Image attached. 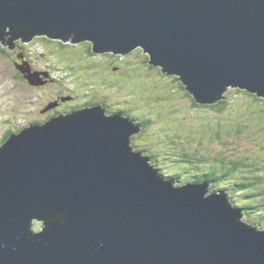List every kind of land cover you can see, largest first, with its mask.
<instances>
[{"label": "water", "instance_id": "water-1", "mask_svg": "<svg viewBox=\"0 0 264 264\" xmlns=\"http://www.w3.org/2000/svg\"><path fill=\"white\" fill-rule=\"evenodd\" d=\"M6 27L12 40L88 41L98 54L140 48L201 105L230 88L264 97V0H0L2 41ZM141 130L97 107L11 135L0 148V264H264V231L224 192L160 178L130 146Z\"/></svg>", "mask_w": 264, "mask_h": 264}, {"label": "rangeland", "instance_id": "rangeland-1", "mask_svg": "<svg viewBox=\"0 0 264 264\" xmlns=\"http://www.w3.org/2000/svg\"><path fill=\"white\" fill-rule=\"evenodd\" d=\"M42 38L43 36L30 39L19 44V47L0 43V134L4 131V126L12 127L8 123L14 126L26 125L30 122L28 120L42 123L47 117L58 113L90 110L85 106L86 103L92 102L91 109L101 107L106 116L122 112L128 113L127 117L136 118L139 122L149 119L151 124L142 130L140 135L132 138L130 146L135 152L141 151L145 157H149L151 164L162 176L167 179L175 177L179 181L175 180L177 186L184 185L182 183L187 182L188 176L195 177L196 170L200 174L199 167L195 165L200 162L202 164L203 161L199 162L198 155L209 150L215 157L214 161L207 160L210 165L222 161L226 166L229 160L244 159L251 168L241 169L242 175H248V178L264 177V99L256 100L246 94V91L233 92L227 87L225 91H229L226 93V101L229 102L225 101L226 105L222 110L224 113L211 108L195 107L184 93L175 92V89H180L178 83L164 77L157 70H149L142 64L143 60L138 62L145 55L141 52L142 49L135 50V53L129 56H92L84 47L88 42L50 43L47 40L43 43ZM38 53L39 56H36ZM24 57L35 70L37 68L41 72H53L57 81L49 75L40 81V85H31L24 80L21 77V68L26 67L21 61ZM69 58H72L71 61H68ZM33 59L50 69L43 70L34 64ZM116 66L124 68V71L112 77L105 74ZM137 73L143 75L134 79L133 76ZM50 80L53 83L48 82ZM52 101L56 107L42 113L43 108ZM201 115L211 119L214 127L200 126L201 118H204ZM220 123L223 127H215ZM134 124L137 128L142 126ZM174 141L178 146L172 147H178V150L170 146ZM181 147L196 155L190 159L196 160L195 165L182 171L177 167L172 169V152H179ZM168 152L171 155H168ZM167 156L172 158L168 159ZM188 172L190 175H186ZM263 190L264 186L258 188L256 193L260 194ZM245 191L248 192L249 189ZM211 194L212 191L208 192V195ZM238 198L242 208L246 202L257 203L261 197L253 196L246 202L242 196ZM229 203L231 205L232 202ZM245 216L249 221L252 220L247 221L248 224L257 222L254 216L260 218L253 209L242 214L244 223ZM257 227L259 230H256ZM257 227L254 228L256 231H264V225Z\"/></svg>", "mask_w": 264, "mask_h": 264}, {"label": "trees", "instance_id": "trees-1", "mask_svg": "<svg viewBox=\"0 0 264 264\" xmlns=\"http://www.w3.org/2000/svg\"><path fill=\"white\" fill-rule=\"evenodd\" d=\"M33 29L34 28H32V27H25V29H24V31H25L24 33L25 34L24 35H25L26 39H28L30 36L33 35V32H32ZM1 36L3 37V41L0 40V43L6 41L8 44L13 45V46H18L19 44H22V42L25 41L24 39H22V37L19 38V39L12 40L15 35H14L13 30L10 29L9 27H6V28H4L2 30V35ZM36 37H40V35L36 36ZM42 39H43L42 41H44L43 43H45V42H47V40H49L48 42H50V43L51 42H63V43L78 44V43H75L73 41V39L64 40V39L60 38L61 40H57L58 38L48 37L47 35H44ZM15 41H17L16 45L14 43ZM85 42H88V41H85ZM82 43H84V42H81V44ZM84 47H86L87 53L90 52L92 56L121 55V54H114V53H111V52L110 53L98 54V53H96L94 51V45L91 42L86 43V46H84ZM59 50L61 51V49H59ZM141 52H143V50H141ZM133 53H135V52H132V53H130L128 55H122V56H129V55H131ZM61 55H62V53L59 54V56H61ZM71 59L72 58H69L68 61H71ZM141 60H143L142 64H144V66L146 68H148L149 70H157L164 77H168L173 82L178 83V87L180 89H175V92L177 94L184 93V95H186L191 100L192 105L195 106V107L211 108L213 110L222 111L223 108L225 107L224 105H226V102H229L228 100L226 101V94H225L223 96V98L216 104L205 105V106L200 105V104H198L195 101V98L192 96L191 92L188 90V85L185 82L182 81V78L180 76H175V75L168 74V72H164L163 68L155 67L153 65H150L149 64L150 63V57L147 54H145L143 57H141V59L138 60V62L141 61ZM123 71H124V68L116 66V67L110 69L109 71L105 72V74L110 76V77H112L114 75L121 74ZM142 75H143V73H137V74H135L133 76V78L137 79V78L141 77ZM231 90H233V92L235 90L244 92V90H241L240 88L231 89ZM246 94H248L251 97L256 98V100L259 99L257 94H250V93H246ZM262 101H264V100H262ZM91 103L92 102L86 103V106L90 105ZM159 104H161V103H159ZM89 109H91V108H89ZM261 111H262V105H261ZM222 112L224 113V111H222ZM60 114H62V113H60ZM60 114L54 115L52 117H57ZM126 114H128V113H126ZM126 114H124V115H126ZM203 116L205 118V115H203ZM51 118H49V119H51ZM204 118H201L200 126H202L203 128H209V127L213 128L214 125L211 123V119H208V118L204 119ZM132 120L137 122L138 124H141L143 126V130H145L147 128V126L149 124H151L150 123L151 121L149 119H145L142 122L137 121L136 118H134ZM28 121H30V122H28L27 124L38 122L36 120H28ZM220 122H222V121H220ZM8 124H9V126L13 127L12 129L21 128V127L25 126V125L14 126V125H12V123H8ZM219 125L221 127H223V124H221V123L217 124L215 127H217ZM3 128H4V131H3V133H4V132L7 131L8 128H6V126H4ZM10 132H11V130L7 131V133L5 134V137H4L3 141H2V144H4V142L6 141V139L8 138V136L10 134ZM172 145L178 146V144H176L175 141L172 144H170L171 147H172ZM172 148L177 149V150L179 149L178 147H172ZM209 151H206V153L202 152V154L198 155L199 162L203 161V163L201 164V162H200V163H197V165H195V161L196 160L195 161H190V159L193 158V156H196L195 154H193L194 152L186 151L183 147H181L179 152H176V150H174V152H172V156L174 157L173 160H172L174 162V164H172V169L174 167H177L180 171H182L183 169H185L187 167H190L193 164L196 167H199L200 174H199V171L196 170L197 175L195 177L188 176L189 178L187 179V182L189 181L191 183H199V184L210 185L211 186L210 187V191H212V193L218 192V191L219 192H224L228 196V199L231 202L235 203L234 206L236 208L242 209L243 211L253 209L260 216V218H257V217L254 216L253 218L257 222L256 223H252V224H248V222H252V220L249 221L250 219L245 216L246 224L254 226V227L263 226L264 225V190L260 194L256 193V192H258V188L260 189L261 187L264 186V177L253 178L252 176H249V178H248V175L247 176L246 175H242V173H240L241 169H243L244 167L251 168V165H249L247 160H244V159L229 160L228 162H226V166L224 165V162H222V161H220L219 163L214 162V163H212V165H210L207 160L208 159H210V160L212 159L214 161L215 157L213 155H211V153ZM168 153H169L168 155H171L170 152H168ZM167 158L171 159L172 157L167 156ZM242 160H244V161H242ZM213 161H211V162H213ZM186 175H190V172H188V174L186 173ZM169 177H172V176H169ZM170 179H173L174 181L176 180V182H179L175 177H172ZM182 184H184V183H182ZM258 185H261V186L258 187ZM246 189L247 190L249 189V191L246 192L245 191ZM259 195H260L261 198L258 200L257 203H254V202L253 203H248V202H246L250 198H252L253 196H259ZM238 196H240V197L242 196L244 198V201L246 202V204L244 206H242V208L240 207V203L241 202H240V198H238Z\"/></svg>", "mask_w": 264, "mask_h": 264}, {"label": "flooded vegetation", "instance_id": "flooded-vegetation-1", "mask_svg": "<svg viewBox=\"0 0 264 264\" xmlns=\"http://www.w3.org/2000/svg\"><path fill=\"white\" fill-rule=\"evenodd\" d=\"M39 54L40 53H38V54H36V56H39ZM34 60V59H33ZM21 61H26L25 60V57L23 58V60H21ZM19 62H20V59H19ZM21 63V62H20ZM34 64H37V66L38 67H41L43 70L45 69V70H48V68L49 67H46V65H41L38 61H36V60H34ZM32 68V70L33 71H36V70H38V71H36V72H40V73H45L46 72V74L47 75H49V77L50 78H52L53 80H55V81H57L56 79H54V75H53V72H50V71H45V72H41L39 69H37L36 68V70L33 68V67H31ZM50 69V68H49ZM21 74V73H20ZM53 75V76H52ZM21 77L24 79V80H26L25 78H24V76L21 74ZM48 82H52L53 83V81L52 80H50V81H48ZM59 99V101H60V98H58ZM53 105H55V103L52 101V102H50L47 106H45L44 108H43V110H42V113H44L45 111H48L49 109H51V108H53L52 106ZM55 108V107H54ZM85 108H92V103L90 104V105H88V106H85ZM49 118H51L50 116L49 117H47V120L46 121H48L49 120ZM46 121H44V122H46ZM43 123V122H42ZM42 123H39V122H34V123H30V124H27V125H25V126H23V127H21V128H15V129H12L13 127H11V128H8L7 129V131H9V130H11V132H10V134H9V136H8V138L11 136V135H14V134H18L19 132H21L23 129H24V127H26V126H30V125H36V124H42ZM7 131L6 132H2L1 134H0V146H2L3 144H2V141H3V139H4V137H5V134L7 133ZM143 132V131H142ZM3 134V135H2ZM141 134V133H140ZM139 134V135H140ZM7 138V139H8ZM6 139V140H7Z\"/></svg>", "mask_w": 264, "mask_h": 264}, {"label": "bare ground", "instance_id": "bare-ground-1", "mask_svg": "<svg viewBox=\"0 0 264 264\" xmlns=\"http://www.w3.org/2000/svg\"><path fill=\"white\" fill-rule=\"evenodd\" d=\"M34 38H36V36L34 37ZM177 76V75H176ZM244 91H246V92H248V93H250V94H256V93H254V92H251L250 90H247V89H244ZM259 98H261V99H264V97H262V96H259V95H257ZM201 105V104H200ZM203 106H205V105H203ZM89 109V108H88ZM106 110V109H105ZM107 112V111H106ZM117 114H119V115H121V116H123V117H125V118H127V119H130V120H132L130 117H127V116H124V114L122 113V112H115L114 114H111V115H117ZM133 121V120H132ZM9 125V124H8ZM143 130V129H142ZM141 130V131H142ZM140 133H138V134H135V135H133L132 136V138L134 137V136H136V135H139ZM0 148H1V146H0ZM135 152V151H134ZM137 153V152H136ZM139 154H142L143 156H144V154H143V152H138ZM145 157V156H144ZM145 160L147 161V164L155 171V172H157V174L159 175V177L160 178H162L165 182H167V183H171V184H173L175 187H183L184 185H182V186H176L175 185V181L174 180H171V179H167V178H165L164 176H162V174L159 172V170L158 169H156L155 167H154V165H152L151 164V160H150V158L149 157H145ZM169 185V184H168ZM210 187L211 186H209V188H208V192L210 193ZM212 194H215V193H212ZM227 199V198H226ZM229 202H231L229 199H227ZM233 203V202H232ZM239 209V208H238ZM241 212H242V214L244 213V211L242 210V209H239Z\"/></svg>", "mask_w": 264, "mask_h": 264}, {"label": "clouds", "instance_id": "clouds-1", "mask_svg": "<svg viewBox=\"0 0 264 264\" xmlns=\"http://www.w3.org/2000/svg\"><path fill=\"white\" fill-rule=\"evenodd\" d=\"M38 36H39V35H38ZM40 36H44V35H40ZM48 37H49V36H48ZM32 39H34V38H32ZM57 40H60V39H57ZM12 47H19V45H18V46H12ZM139 49H140V48H139ZM136 50H137V49H136ZM134 51H135V50H134ZM134 51H133V52H134ZM24 64H26V67H24L23 69L26 70L27 67H30V69H31L30 72H31V73H34V75H36V76L39 78V79L37 78V81H38V82H40V81L43 80L44 78L48 77V75H47L46 73H40V72L33 71L32 68H31L32 66L30 65V63H29L28 61H24ZM21 73H22V72H21ZM22 75H23L24 78H25V75H24L23 73H22ZM45 75H47V76H45ZM25 79H26V78H25ZM26 81H28V80L26 79ZM231 89H238V88H230V90H231ZM241 90H244V89H241ZM228 91H229V90H228ZM228 91H227V92H228ZM227 92H226V93H227ZM226 93H225V94H226ZM225 94H224V95H225ZM55 107H56V106H55ZM58 114H60V113H58ZM65 114H69V112H67V113H65ZM60 115H61V114H60ZM58 116H59V115H58ZM131 121H132V120H131ZM133 122H134V123H137V122H135V121H133ZM36 125H37V124H36ZM30 126H32V125H30ZM30 126H26V127H24V129H26V128L30 127ZM141 128L143 129V126H141ZM140 133H141V132H140ZM142 157H144V156L142 155ZM144 158H145V157H144ZM187 183H191V182L188 181V182H186V183H184V184H187ZM205 185H206V184H205ZM208 186H210V185H208ZM231 205H232V204H231ZM233 206H234V205H233ZM234 207H235V206H234ZM250 226H251V225H250ZM253 227H254V226H253ZM254 228H255V227H254ZM256 229H259V228L257 227Z\"/></svg>", "mask_w": 264, "mask_h": 264}]
</instances>
